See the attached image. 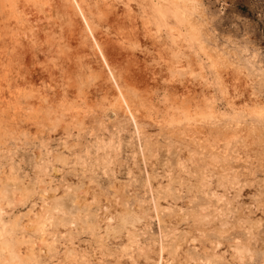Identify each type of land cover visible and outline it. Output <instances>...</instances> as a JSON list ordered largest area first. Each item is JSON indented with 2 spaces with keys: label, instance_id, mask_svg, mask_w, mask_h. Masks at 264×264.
<instances>
[{
  "label": "rangeland",
  "instance_id": "1",
  "mask_svg": "<svg viewBox=\"0 0 264 264\" xmlns=\"http://www.w3.org/2000/svg\"><path fill=\"white\" fill-rule=\"evenodd\" d=\"M0 264H264V0H0Z\"/></svg>",
  "mask_w": 264,
  "mask_h": 264
}]
</instances>
